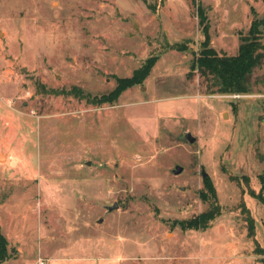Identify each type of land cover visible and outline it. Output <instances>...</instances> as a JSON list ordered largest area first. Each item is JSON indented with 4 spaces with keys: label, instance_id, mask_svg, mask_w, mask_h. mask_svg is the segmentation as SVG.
<instances>
[{
    "label": "rangeland",
    "instance_id": "1",
    "mask_svg": "<svg viewBox=\"0 0 264 264\" xmlns=\"http://www.w3.org/2000/svg\"><path fill=\"white\" fill-rule=\"evenodd\" d=\"M198 7L229 56L264 17V0H0L1 264H264V59L246 93L188 75ZM201 166L220 213L195 228Z\"/></svg>",
    "mask_w": 264,
    "mask_h": 264
},
{
    "label": "trees",
    "instance_id": "2",
    "mask_svg": "<svg viewBox=\"0 0 264 264\" xmlns=\"http://www.w3.org/2000/svg\"><path fill=\"white\" fill-rule=\"evenodd\" d=\"M199 22L202 24L204 38L200 43L198 52L193 55L188 75L198 73L205 80H211L216 91L221 93H246L249 91L248 76L251 72L259 67L264 59V43L262 42L264 17L257 18L253 11V18L246 36H240V44L235 55H225L218 53L212 46L208 34V28L204 24L205 18L200 7H198ZM177 49L186 48L185 46L175 45ZM174 46V47H175ZM156 62V56L146 59L143 64L137 68L132 77L119 82L118 86L112 91V97L115 99L128 85L136 82L138 76L145 78ZM262 158H264V153ZM237 180V178H234ZM246 183L249 177L242 176ZM260 188L257 192L250 188L249 193L256 198L264 207V171L258 175ZM203 189L200 190L199 196L204 202H208L209 207L196 214L187 221V225L195 228L205 227L209 222L220 213V207L217 204V193L214 184L209 176L202 178ZM243 213L247 221L248 235H254V217L248 209L242 204ZM264 228V218L262 220ZM258 246L255 247L257 251ZM259 249V248H258ZM264 254V249H260ZM9 256L7 248V238L0 229V264ZM264 262V257L262 259Z\"/></svg>",
    "mask_w": 264,
    "mask_h": 264
},
{
    "label": "water",
    "instance_id": "3",
    "mask_svg": "<svg viewBox=\"0 0 264 264\" xmlns=\"http://www.w3.org/2000/svg\"><path fill=\"white\" fill-rule=\"evenodd\" d=\"M182 137L185 140H187L189 143H194L196 141V137L194 135H192V133L190 131H184L182 134ZM182 170H183L182 165L175 164L174 167L172 168L171 172L176 175V174H179ZM200 174H201L202 178L208 176V172H206V170L203 166H201ZM117 207H118L117 202H114L111 205H107L106 209L108 211H111L113 209H116Z\"/></svg>",
    "mask_w": 264,
    "mask_h": 264
},
{
    "label": "built area",
    "instance_id": "4",
    "mask_svg": "<svg viewBox=\"0 0 264 264\" xmlns=\"http://www.w3.org/2000/svg\"><path fill=\"white\" fill-rule=\"evenodd\" d=\"M36 264H44V260L39 258Z\"/></svg>",
    "mask_w": 264,
    "mask_h": 264
},
{
    "label": "bare ground",
    "instance_id": "5",
    "mask_svg": "<svg viewBox=\"0 0 264 264\" xmlns=\"http://www.w3.org/2000/svg\"><path fill=\"white\" fill-rule=\"evenodd\" d=\"M3 157V155L2 154H0V158H2Z\"/></svg>",
    "mask_w": 264,
    "mask_h": 264
},
{
    "label": "crops",
    "instance_id": "6",
    "mask_svg": "<svg viewBox=\"0 0 264 264\" xmlns=\"http://www.w3.org/2000/svg\"><path fill=\"white\" fill-rule=\"evenodd\" d=\"M263 149H264V141H263Z\"/></svg>",
    "mask_w": 264,
    "mask_h": 264
}]
</instances>
